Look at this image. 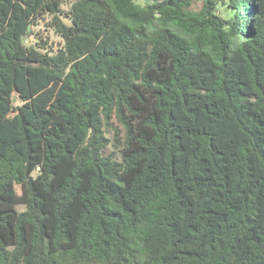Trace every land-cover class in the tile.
<instances>
[{
    "label": "trees",
    "instance_id": "obj_1",
    "mask_svg": "<svg viewBox=\"0 0 264 264\" xmlns=\"http://www.w3.org/2000/svg\"><path fill=\"white\" fill-rule=\"evenodd\" d=\"M0 264H264V0H0Z\"/></svg>",
    "mask_w": 264,
    "mask_h": 264
},
{
    "label": "rangeland",
    "instance_id": "obj_2",
    "mask_svg": "<svg viewBox=\"0 0 264 264\" xmlns=\"http://www.w3.org/2000/svg\"><path fill=\"white\" fill-rule=\"evenodd\" d=\"M136 1L143 3V2H148L151 0H136ZM225 13H227V12H225ZM32 28H33V32L31 33L32 38H30V36H29V39L33 44H36L38 34H39V35L43 36L51 45H53V47L61 45V43H62L61 37L59 35H57L53 30H51V29L47 30L46 27L42 23L34 24ZM29 39H26V42H28ZM112 150H113L112 147H108L104 150L105 151L104 153L108 154Z\"/></svg>",
    "mask_w": 264,
    "mask_h": 264
},
{
    "label": "water",
    "instance_id": "obj_3",
    "mask_svg": "<svg viewBox=\"0 0 264 264\" xmlns=\"http://www.w3.org/2000/svg\"><path fill=\"white\" fill-rule=\"evenodd\" d=\"M59 16H60V18L64 24H66V25L72 24L71 20L67 16L63 15L62 13H59ZM29 36H30V38H32V34H30Z\"/></svg>",
    "mask_w": 264,
    "mask_h": 264
}]
</instances>
